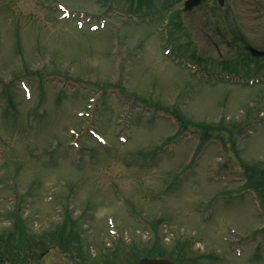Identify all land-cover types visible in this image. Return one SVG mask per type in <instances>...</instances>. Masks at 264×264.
<instances>
[{
    "label": "rangeland",
    "instance_id": "1",
    "mask_svg": "<svg viewBox=\"0 0 264 264\" xmlns=\"http://www.w3.org/2000/svg\"><path fill=\"white\" fill-rule=\"evenodd\" d=\"M148 4L0 0V234L14 211L31 235L68 212L81 241L158 235L264 264V82L224 79L264 77V57H233L194 14L160 37Z\"/></svg>",
    "mask_w": 264,
    "mask_h": 264
},
{
    "label": "flooded vegetation",
    "instance_id": "2",
    "mask_svg": "<svg viewBox=\"0 0 264 264\" xmlns=\"http://www.w3.org/2000/svg\"><path fill=\"white\" fill-rule=\"evenodd\" d=\"M187 3L188 0H164L160 6L149 3L148 6L153 8L146 9L174 10L171 15L174 25H184L194 14L195 20L200 23L203 19L211 22L210 37H232L225 43L233 49V57H264L253 54L254 49L264 51V0H200L195 5ZM222 41L215 42L219 50L220 44L224 43ZM263 68L264 63L259 65V70L264 73ZM27 229L14 223L4 235L0 242V264H230L223 252L198 251L183 241H165L159 237L152 240L104 241L100 238L81 241L82 237L76 231L79 229L73 224L47 228L28 237ZM263 249L264 244L258 243L255 254Z\"/></svg>",
    "mask_w": 264,
    "mask_h": 264
},
{
    "label": "water",
    "instance_id": "3",
    "mask_svg": "<svg viewBox=\"0 0 264 264\" xmlns=\"http://www.w3.org/2000/svg\"><path fill=\"white\" fill-rule=\"evenodd\" d=\"M190 2H197V1H194V0H190ZM253 54L254 55H257V56H262V55H264V51H260V50H256V49H254L253 50Z\"/></svg>",
    "mask_w": 264,
    "mask_h": 264
},
{
    "label": "trees",
    "instance_id": "4",
    "mask_svg": "<svg viewBox=\"0 0 264 264\" xmlns=\"http://www.w3.org/2000/svg\"><path fill=\"white\" fill-rule=\"evenodd\" d=\"M143 1H145V0H143ZM147 1H150V0H147ZM207 126H203V128L205 129ZM203 138H205V137H203ZM206 140H208V139H206ZM74 225H76V223L74 222ZM154 228L156 229V231H158L157 230V226H154Z\"/></svg>",
    "mask_w": 264,
    "mask_h": 264
}]
</instances>
